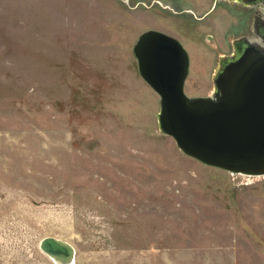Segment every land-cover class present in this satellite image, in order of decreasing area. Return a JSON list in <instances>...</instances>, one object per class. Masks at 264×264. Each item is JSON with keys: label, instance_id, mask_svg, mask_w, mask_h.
Here are the masks:
<instances>
[{"label": "rangeland", "instance_id": "obj_1", "mask_svg": "<svg viewBox=\"0 0 264 264\" xmlns=\"http://www.w3.org/2000/svg\"><path fill=\"white\" fill-rule=\"evenodd\" d=\"M233 5L0 0V264H57L46 236L74 264H264V175L163 134L134 53L146 30L178 38L186 93L212 95L237 38L255 37L253 10Z\"/></svg>", "mask_w": 264, "mask_h": 264}, {"label": "water", "instance_id": "obj_2", "mask_svg": "<svg viewBox=\"0 0 264 264\" xmlns=\"http://www.w3.org/2000/svg\"><path fill=\"white\" fill-rule=\"evenodd\" d=\"M143 79L159 94V127L201 162L233 173L264 175V48L223 61L212 95L189 96L190 54L176 37L142 32L134 46ZM40 248L57 264H74L69 241L46 236Z\"/></svg>", "mask_w": 264, "mask_h": 264}, {"label": "flooded vegetation", "instance_id": "obj_3", "mask_svg": "<svg viewBox=\"0 0 264 264\" xmlns=\"http://www.w3.org/2000/svg\"><path fill=\"white\" fill-rule=\"evenodd\" d=\"M229 2L238 8L236 9H250L253 10L252 14V31L255 37H248L246 35L237 38L238 48L234 43V50L230 55H227V60L238 56L242 50L249 46H255L257 48H264V0H229ZM236 9L233 12L236 13ZM219 69V68H218ZM217 69V70H218Z\"/></svg>", "mask_w": 264, "mask_h": 264}, {"label": "bare ground", "instance_id": "obj_4", "mask_svg": "<svg viewBox=\"0 0 264 264\" xmlns=\"http://www.w3.org/2000/svg\"><path fill=\"white\" fill-rule=\"evenodd\" d=\"M66 264H69V263H66Z\"/></svg>", "mask_w": 264, "mask_h": 264}]
</instances>
